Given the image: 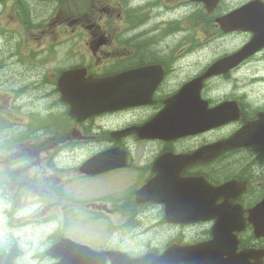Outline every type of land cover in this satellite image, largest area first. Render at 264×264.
Listing matches in <instances>:
<instances>
[{
  "label": "flooded vegetation",
  "instance_id": "obj_1",
  "mask_svg": "<svg viewBox=\"0 0 264 264\" xmlns=\"http://www.w3.org/2000/svg\"><path fill=\"white\" fill-rule=\"evenodd\" d=\"M187 2V0H178V5H184ZM241 3L228 7L225 0L220 1L224 10L239 6ZM173 6L174 0H93L91 2V10L87 19V28L90 31L87 44L91 48L96 62H87V65H82L85 66L89 74L111 75L151 64L160 65L164 72L161 82L151 94L150 103L130 111L106 114L97 118H89L86 121L87 123L97 122L104 126L110 122L113 124L107 127L112 138H108L107 142H103L100 146L88 148V154L105 150L114 145L120 146L127 152L129 163L126 168H118L101 175H78V147L75 145L72 133H67L61 128L33 132L32 123L35 120L41 122L43 117L60 111L58 109L46 111L44 107L43 113L41 112V103L37 101L34 105L35 112L26 110L29 108V96L25 94V89L29 85L27 79L29 71L25 66L29 63L31 55H37L36 52L39 50L42 54L45 50L43 48H39L37 51L30 49V39L38 41L39 47H42L43 44L38 40L43 25L40 15L35 11L41 8H36L30 2L29 10H33L31 16L38 18L30 22L27 11L25 18L23 20L18 18L14 25V32L19 33L22 42V49L15 51L21 53L27 62L21 60L14 51H0V54L4 53L0 55V59H6L4 65L0 67V90L17 93L15 97H10L8 94L7 96L0 95V143L2 142L0 147L5 146L9 153L5 156L1 154L0 149V161L30 171L36 166L45 167L55 163L56 158H61L62 153H65L70 157L69 168L59 172L58 168L54 166L49 172L50 175L43 173L40 179L44 186L48 184L49 180L55 181V184L62 180L65 183L68 181L77 182L79 179H84L85 183L98 182L113 186H123L125 182L128 183L127 187L114 190L119 189V193H114L113 196L105 194L96 197L95 201L86 203L76 199L69 209H65L61 201L56 210V216H61V218L56 222L55 231L50 230L46 233L45 243L50 241L46 244L47 249L55 242L67 237L95 250L118 252L127 256V260L114 257L112 259L114 264H130V262L155 264L159 259L156 256L164 254H166V260L163 264H214L211 251H207L208 248L206 249L203 243L212 240L215 220L195 217L214 216L215 212L211 210L205 214L204 205L197 204L196 199L205 200V181L212 186H218L228 180H237L245 183V190L237 194V198L233 201V204L238 206V210H242L244 225L241 230L236 232L239 240L237 251L252 250L248 253L249 260L252 261L253 251L264 250V237H255L253 220L250 218V211L264 198V176L261 182L254 177V175H264V164L261 165L260 171L248 167L249 162L257 155H262L264 158V151L258 150L255 146L242 147L229 150L215 159L204 162L189 164L188 162L182 163L181 160H172L168 163L170 168L168 172L163 166L154 169V164L163 154L175 156L192 154L206 145L229 137L245 123L256 120L260 112H264V91L258 96L259 90H264V87L247 88L254 93V96H250L251 94L246 89L239 90L237 84L231 81H213L230 76L231 73L243 67L250 69L255 64V60L257 62L260 60L256 57L258 55L250 58L230 73L204 83L199 93L200 98L205 100L209 107H214L225 101L236 102L240 114L235 121L206 131H199L197 134L166 141L158 139L143 141L134 135L126 136V138L118 137L115 133V131H125L143 126L164 108L168 98L175 95L185 82L197 76L204 68L203 66L196 74L185 80L168 82L173 70L171 50L168 49L165 52L162 45L161 51H158L155 48L154 40L161 36V33L173 34ZM103 13H106V17H103ZM97 14L98 16H96ZM227 53L224 52L222 55ZM259 55L264 57V51ZM32 63L40 64V61L36 59ZM74 65L76 64L71 63L69 67ZM56 80L57 77L54 79L56 97L48 99L45 96L49 91L52 92V96L54 95V91L51 89L42 94L44 99H48L47 103L51 108L62 106V98L56 88ZM218 85L224 86V91H230L215 95L214 87ZM65 113H67L66 109ZM62 114L64 112L61 113V116ZM74 125L76 126V124ZM2 126H5V129H1ZM46 132L49 136L47 144L46 140L42 143L44 137H41ZM97 132L105 133L106 129L100 127ZM100 140L105 141L103 137ZM239 161L242 163L235 170L234 165ZM157 173L163 176V182L154 187L155 196L153 197L160 198L169 192L167 200L175 201L176 205L173 204V206L176 213L168 212L165 204L158 199L148 201L147 198L135 195L136 191ZM168 174L170 176L163 184L165 176ZM40 194L42 196L49 195L45 188H40ZM80 194L83 195V192L80 191ZM181 195L188 199L187 205H191V213L183 207L184 205L181 206L178 203ZM221 202V199H217L211 205L214 206ZM80 207L88 211L83 217L85 219L82 218L84 223L78 225L81 228L77 233L80 234L73 237L63 233L59 234L66 225L67 212L77 213ZM190 218L199 220L191 222ZM95 228L97 229L95 230ZM43 248H45V244ZM65 258L63 253H60L58 257H49L45 255V251L38 257L41 264H56L64 261ZM68 263L70 262H66V264ZM104 264H111V261L107 259ZM262 264H264V260Z\"/></svg>",
  "mask_w": 264,
  "mask_h": 264
},
{
  "label": "rangeland",
  "instance_id": "obj_2",
  "mask_svg": "<svg viewBox=\"0 0 264 264\" xmlns=\"http://www.w3.org/2000/svg\"><path fill=\"white\" fill-rule=\"evenodd\" d=\"M93 1V0H92ZM91 0H57L58 5H56V10L53 14H44L46 12V6H42L40 10H35L36 14H44L45 21L42 23L43 30L40 36V41H42V47L44 52L41 54L39 48L34 47L32 49L39 50L36 54L31 55L29 63L25 66L29 71V75L27 77L29 85L25 89L26 96H29V108L26 109L29 112H35L36 107H34L36 101L41 103V112L44 113V107L46 111L49 110H60L55 114H51L42 118V121H34L32 126L34 128L33 132H41L47 130V124L53 121V125L49 127L52 129L54 127L55 121L59 119L61 113L64 112L65 109L63 106L51 108L49 107L47 100L53 99L56 97V92L54 90V79L58 77L60 72L59 68L63 67L68 62L72 61L74 64L83 63V62H95L92 61L93 54L88 48L86 41L89 39L90 31H83L82 27H86V22L83 18L86 17L87 12L91 10ZM228 3V7H232L236 4H239L245 0H225ZM178 5V0H174V13L173 17L177 18L180 16L181 9L176 7ZM12 2L6 1L4 5L0 7V49L6 50L7 42L11 38L9 33L13 30L11 22L13 21L14 15L12 9ZM4 7V9H2ZM186 10H188V15L186 16V12L184 13L183 23L188 27L183 33L180 29L184 24L179 22V26L174 27V32L171 35H166L165 33H161V36H158L154 40L155 48L158 51H161L160 48L163 45L165 52L168 49L171 50V55L173 57V70L169 77L168 82H179L187 79L188 77L196 74L207 62L212 60L213 58L222 55L224 52H230L237 48L240 44H243L244 41L248 38L246 37V33L235 32L230 34H222L218 27L216 26L213 19L209 21L205 19V17L201 14L199 9H192L191 5H186ZM176 12H178L176 14ZM50 15V16H48ZM73 17H77L76 20L80 19L76 23L74 19V23L70 24L69 22L73 19ZM83 17V18H82ZM185 27V26H184ZM118 29V28H116ZM66 30L70 33V41L63 42L62 33H66ZM80 31V33H79ZM77 33H79L77 35ZM183 34V35H181ZM80 35V36H79ZM39 46V45H38ZM22 42L13 43L8 51L13 50H21ZM24 62H27V59L22 56L21 53L14 51ZM4 54V53H3ZM0 54V55H3ZM92 54V56H91ZM56 57H60V60H57ZM260 60L257 62L255 60V64L250 68H245L239 74H232L231 76L219 78L213 81L217 82H225L232 81L237 84L239 90L242 88L246 89L250 96H254L253 91L248 90L247 88L252 87L254 89L264 87V57L263 55L256 56ZM45 58V59H44ZM40 61V64H33L32 61L36 60ZM213 88V87H211ZM213 93L215 95L222 94L224 92H229L230 90L224 91V86L218 85L214 87ZM54 91V95L52 96V92ZM44 91H49L46 93V97L48 99H44L42 94ZM264 90H259L260 93H263ZM0 92L7 96L6 91L0 90ZM51 96V97H50ZM50 97V98H49ZM25 112V111H24ZM38 122V123H37ZM88 129H92V132L88 135H94L92 133H98V129L100 127H105L100 123H88ZM113 125L111 122L108 123L107 126ZM116 125V124H114ZM58 128H67L69 131V125L58 123ZM59 132V131H55ZM61 133V132H59ZM41 134V133H40ZM39 134V135H40ZM108 135V133H103ZM61 136H63L61 134ZM43 142L46 140V144L49 141L48 133L41 136ZM98 135L96 139H88L86 141L78 138V145L85 146L82 149L81 155H86L85 151L88 148H92L97 146L98 144ZM48 140V141H47ZM241 161L234 165L236 167L241 165ZM248 164V163H247ZM264 164V158L262 155H257L255 159L251 160L248 164L249 168H253L255 170L261 169V165ZM263 174L254 175L257 181L261 182L263 178ZM83 181L78 180L77 182L68 181L61 186V196L56 197L55 201H52V204L56 206V201L60 199L65 209H69L71 205L75 203L76 199L83 200V203L95 201L96 197H101L105 194L109 196H113L114 193H119V189L125 188L128 186V183L125 182L123 186H113L107 185L104 183H83ZM77 184V185H76ZM14 185V183H13ZM117 188H119L117 191ZM80 191L83 192V195L80 194ZM114 191V192H113ZM51 205V206H53ZM57 207V206H56ZM87 210L84 208H79L77 213L72 211L67 212L66 216V225L59 232L68 236H76L80 233L78 225L84 223L85 218H83L87 214ZM14 212V215H11L13 219L16 221H10L8 223L10 228L9 234L16 235V237H20V240L24 242L25 248L31 247V245L37 246L41 243L43 235L41 231L43 229H47L50 224L43 223L40 225L38 220L35 217H32L29 214V217L23 218V215ZM83 218V219H82ZM12 219V220H13ZM3 226V225H2ZM1 229V227H0ZM97 228H95L96 230ZM84 233V232H81ZM34 246V247H35ZM38 249H30L27 253V261L23 262V264H41L35 259L30 257L31 253H35ZM39 257V254H38Z\"/></svg>",
  "mask_w": 264,
  "mask_h": 264
},
{
  "label": "water",
  "instance_id": "obj_3",
  "mask_svg": "<svg viewBox=\"0 0 264 264\" xmlns=\"http://www.w3.org/2000/svg\"><path fill=\"white\" fill-rule=\"evenodd\" d=\"M191 1H204L208 11L212 9L216 2V0ZM257 3L258 2L256 1L251 2L241 9L217 19L224 31H231L235 29L248 30L253 32V37L238 52H235L234 54L224 59L214 62L206 71V73L201 77V80L213 74L226 72L227 70L238 65L242 60L255 53L257 50L264 47V8L261 4ZM254 123L249 126L247 124L237 133H235L231 138L225 140L223 143L218 144L216 148L221 149L222 151L238 146L256 144L259 146V148L264 149V133H252L251 131L253 129L264 131V118H260L258 122L256 121V123ZM229 184H231V182H228L225 185L217 188L216 191L218 193H222ZM263 204L264 200L260 204V208ZM258 210L260 209L258 208ZM263 233L264 232H262L261 228H257L256 234L261 235ZM219 249L223 251V241L221 242V246Z\"/></svg>",
  "mask_w": 264,
  "mask_h": 264
},
{
  "label": "clouds",
  "instance_id": "obj_4",
  "mask_svg": "<svg viewBox=\"0 0 264 264\" xmlns=\"http://www.w3.org/2000/svg\"><path fill=\"white\" fill-rule=\"evenodd\" d=\"M0 223H2V218H0Z\"/></svg>",
  "mask_w": 264,
  "mask_h": 264
}]
</instances>
